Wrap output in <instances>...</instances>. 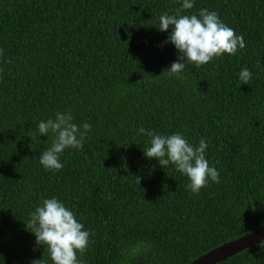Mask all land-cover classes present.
I'll use <instances>...</instances> for the list:
<instances>
[{"label":"trees","instance_id":"trees-1","mask_svg":"<svg viewBox=\"0 0 264 264\" xmlns=\"http://www.w3.org/2000/svg\"><path fill=\"white\" fill-rule=\"evenodd\" d=\"M181 6L0 0V264H52L25 224L53 197L90 233L77 253L84 264H189L264 225V0H194L181 10L216 12L245 47L168 77L179 53L159 17ZM69 110L91 131L81 149L60 154L61 170H45L38 158L53 136L38 123ZM140 127L194 146L204 139L220 182L186 190L173 165L144 156L150 138ZM217 264H264V240Z\"/></svg>","mask_w":264,"mask_h":264},{"label":"clouds","instance_id":"clouds-1","mask_svg":"<svg viewBox=\"0 0 264 264\" xmlns=\"http://www.w3.org/2000/svg\"><path fill=\"white\" fill-rule=\"evenodd\" d=\"M193 6L194 0H182L181 9H177L175 14L165 13L159 17V31L167 32L171 27L164 43H171L179 53L178 60L161 73L168 77L182 78L185 63L200 67L215 57L235 55L245 47L243 35H236L232 28L219 19L216 12L200 9L198 14H180L181 10L192 9ZM251 75L247 68H242L238 77L241 84L247 85ZM72 121L73 116L69 110L56 112L54 119L38 123L40 135L51 133L53 136L51 147L38 158L45 170H61L63 164L60 162V154L67 148L83 147V141L92 125L85 122L77 126ZM138 132L150 138V146L144 149V156L157 159L162 168L173 165L177 172L187 177L189 182L185 185L186 190L199 194L209 180L220 182L218 170L209 166L205 158L207 142L204 139H200L199 145L194 146L179 132L160 135L143 127ZM135 179L140 183L139 177ZM25 225L26 230L34 234L36 245L47 249L52 264H84L83 260L78 259L77 253L83 255L85 252L90 233L84 230L75 214L57 198L43 199L30 213V219ZM31 264H45V261L33 260Z\"/></svg>","mask_w":264,"mask_h":264},{"label":"water","instance_id":"water-1","mask_svg":"<svg viewBox=\"0 0 264 264\" xmlns=\"http://www.w3.org/2000/svg\"><path fill=\"white\" fill-rule=\"evenodd\" d=\"M264 240V225L235 240L224 243L194 259L189 264H217L227 258L260 244Z\"/></svg>","mask_w":264,"mask_h":264}]
</instances>
